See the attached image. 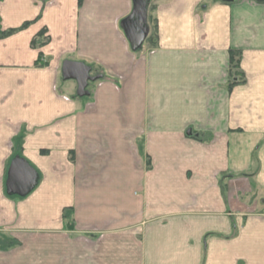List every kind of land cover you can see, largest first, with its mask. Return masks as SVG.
<instances>
[{"label": "crops", "instance_id": "0c3cea01", "mask_svg": "<svg viewBox=\"0 0 264 264\" xmlns=\"http://www.w3.org/2000/svg\"><path fill=\"white\" fill-rule=\"evenodd\" d=\"M135 1L0 0V264H264V0Z\"/></svg>", "mask_w": 264, "mask_h": 264}, {"label": "water", "instance_id": "95a60500", "mask_svg": "<svg viewBox=\"0 0 264 264\" xmlns=\"http://www.w3.org/2000/svg\"><path fill=\"white\" fill-rule=\"evenodd\" d=\"M146 3L145 0H136L135 1V15L137 18L145 19L146 18ZM62 75L65 78L74 77L77 80L78 92L87 93L85 89L87 81L94 80L95 77L90 76L89 68L80 63L65 61L62 64L61 68Z\"/></svg>", "mask_w": 264, "mask_h": 264}, {"label": "trees", "instance_id": "16d2710c", "mask_svg": "<svg viewBox=\"0 0 264 264\" xmlns=\"http://www.w3.org/2000/svg\"><path fill=\"white\" fill-rule=\"evenodd\" d=\"M25 25V24H24ZM13 29H8L0 32V36H5L13 32ZM148 38L154 39L155 37V31L151 32L150 29L148 28ZM42 35V32L40 33ZM35 42V40H34ZM45 39H42L40 43H44ZM239 53L238 51L235 50H230V66H229V73H230V80L228 81V85L231 86L235 83H239L240 81L243 80V76L241 72L239 71ZM18 242L15 239L9 238L3 234L0 233V248L5 249L8 247H11Z\"/></svg>", "mask_w": 264, "mask_h": 264}, {"label": "rangeland", "instance_id": "374dc122", "mask_svg": "<svg viewBox=\"0 0 264 264\" xmlns=\"http://www.w3.org/2000/svg\"><path fill=\"white\" fill-rule=\"evenodd\" d=\"M93 72V73H92ZM98 73V74H97ZM89 74L92 76L93 74H97V75H99V77L101 78V77H105V75L103 74V72L101 71V70H96L95 72L93 71V70H91V71H89ZM93 77V76H92ZM97 79H96V77H95V79L94 80H89V81H87V84H86V87H85V89L84 90H87V87L89 86V85H91L93 82H95ZM89 84V85H88Z\"/></svg>", "mask_w": 264, "mask_h": 264}]
</instances>
